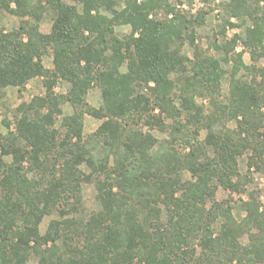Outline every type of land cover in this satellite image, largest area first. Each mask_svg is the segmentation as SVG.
I'll return each mask as SVG.
<instances>
[{
    "label": "trees",
    "instance_id": "16d2710c",
    "mask_svg": "<svg viewBox=\"0 0 264 264\" xmlns=\"http://www.w3.org/2000/svg\"><path fill=\"white\" fill-rule=\"evenodd\" d=\"M73 1L77 5L0 0V14L23 19L16 30L0 29V90L22 92L35 78L49 80L46 95L17 107L15 131L0 136V264L264 263V207L257 199L243 203L242 221L229 208L218 213L205 207L219 188L239 190L237 158L245 152H252L249 167L264 173V67H249L244 51L235 53L229 96L222 102L221 62L196 45L207 13L158 19L151 16L163 0H126L120 10L118 0ZM262 1L228 4L233 16L254 24L245 39L234 36L252 57L264 48ZM44 15L52 16L49 34L40 32ZM122 25L131 27L124 38L115 32ZM186 43L195 48L190 61L181 55ZM49 50L53 71L42 61ZM241 70L252 79L237 77ZM172 73L179 75L175 81ZM58 79L70 85L65 95L52 92ZM94 86L102 91L98 111L87 102ZM197 95L211 98L209 114L196 105ZM65 104L72 115H63ZM85 115L103 120L86 140ZM232 121L236 130L227 126ZM143 126L175 141L159 142L161 150L152 154L158 141ZM176 137L188 153L175 148ZM186 172L191 180H184ZM83 183L95 185L100 207L88 219L78 217ZM55 212L59 219L42 234L40 223ZM219 217L224 222L215 235ZM244 236L249 242L242 245Z\"/></svg>",
    "mask_w": 264,
    "mask_h": 264
},
{
    "label": "rangeland",
    "instance_id": "374dc122",
    "mask_svg": "<svg viewBox=\"0 0 264 264\" xmlns=\"http://www.w3.org/2000/svg\"><path fill=\"white\" fill-rule=\"evenodd\" d=\"M69 5H77L73 0H63ZM147 0H139L143 3ZM164 5L162 8L156 10L155 14L151 17H157L158 19H173L175 15L183 16L191 19H195L201 13H207L204 17V22L196 30V45L203 52L215 57L221 62V67L225 71V76L222 79L220 87V97L222 102L226 101L229 96L230 90V75L233 71V64L235 61V53L244 51L243 60L244 63L249 66L264 67V48L259 47L256 50V54L252 57V50L245 48L241 40L234 41V36L246 38L247 29L253 27V22L246 16L235 17L231 14L228 9L229 0H163ZM126 5V0H118L117 9H122ZM260 7H264V1L260 3ZM106 13V12H103ZM157 15V16H156ZM23 19L12 15L10 13L4 12L0 14V29L6 30L8 32L16 30L20 27ZM52 16L44 15L42 21L40 22V32L42 34H49L51 31ZM116 35L120 38H124L131 33V27L122 25L115 29ZM27 39V38H25ZM264 47V42H263ZM175 49V48H174ZM195 48L189 43H186L181 49V55L185 56L190 60L194 59ZM229 59V64L225 63V60ZM42 61L44 67L48 71H53V57L50 50L43 54ZM188 67L187 75L192 76L193 73L190 70V63L186 62ZM122 72H126V66L121 69ZM252 79V74L248 71L241 70L237 77ZM179 77L178 74L172 73L170 79L175 81ZM34 81L38 87L34 84L32 85L29 81L22 92L15 90V92L9 91L5 92L0 90V136H7V133L12 130L15 131V116L17 107L23 102H29L34 97H41L48 93L47 87L44 86L46 80L42 77L35 78ZM70 85L61 79H58L53 86L52 92L56 95H65L69 89ZM183 87V82L177 84L175 103L177 106H181V99L179 97L180 89ZM189 94H193V90H188ZM210 100L211 98L207 95H197L195 97V103L197 106L203 109L204 114H209L210 112ZM87 102L95 110H102L103 99L102 91L98 86H94L89 90L87 96ZM63 115L70 116L73 114V108L69 104H65L62 107ZM184 116V115H183ZM58 120V124L60 123ZM167 123H173L172 119H167ZM103 123L92 115H85L84 126H83V137L86 140L90 135H92ZM10 125V127H8ZM230 130L237 129L236 121L229 122L227 124ZM10 129V130H9ZM142 131L152 136L153 139L157 140L158 143L155 144L151 153L155 154L161 150V143L163 141H170L173 137L169 136L167 133H162L157 129H150L148 126H143ZM207 131L203 130L200 135V140L203 141L206 138ZM177 142H174L175 148L181 153H188L189 148H180V142L178 137H176ZM252 152L247 151L243 155L237 158V166L240 174L239 180V190L229 191L223 188H219L215 196L207 201L206 208H212L218 213L220 210L229 208L234 219L242 221L246 216V211L244 209L245 202L251 201L254 197L259 201L261 205V210L264 207V173L257 172L253 167H249V158ZM4 161L8 164L13 162L12 156L4 157ZM27 165V164H25ZM84 173H89L88 167L84 164L81 167ZM32 174L28 176L31 177ZM184 180H191L192 176L189 172H186L183 176ZM97 191L94 184L83 183L82 185V211L78 215L79 218L88 219V217L94 211L100 209L96 200ZM162 218L164 222L167 220L166 211H163ZM59 219V215L55 212L50 216H45L40 223L39 229L42 234H45L50 222L52 220ZM224 222L222 217H219L213 226L214 234L217 235L221 229V225ZM249 242V236H244L241 238L240 243L245 245ZM28 264H36L35 260L32 259ZM264 264V263H261Z\"/></svg>",
    "mask_w": 264,
    "mask_h": 264
},
{
    "label": "crops",
    "instance_id": "0c3cea01",
    "mask_svg": "<svg viewBox=\"0 0 264 264\" xmlns=\"http://www.w3.org/2000/svg\"><path fill=\"white\" fill-rule=\"evenodd\" d=\"M51 26H52V24H51ZM34 81H36V79L31 80L30 83H31L32 85L34 84V88H35V86L38 87V85H37ZM26 87L28 88L29 85H26ZM15 90H18V88H15V87H9V88H6V89H5V92H9V91L15 92Z\"/></svg>",
    "mask_w": 264,
    "mask_h": 264
}]
</instances>
